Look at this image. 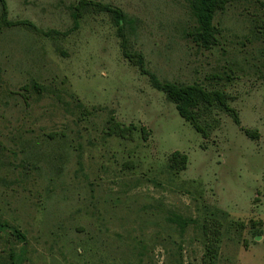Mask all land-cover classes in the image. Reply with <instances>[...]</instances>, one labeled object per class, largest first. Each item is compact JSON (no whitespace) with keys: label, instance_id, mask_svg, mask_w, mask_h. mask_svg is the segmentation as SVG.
I'll use <instances>...</instances> for the list:
<instances>
[{"label":"rangeland","instance_id":"374dc122","mask_svg":"<svg viewBox=\"0 0 264 264\" xmlns=\"http://www.w3.org/2000/svg\"><path fill=\"white\" fill-rule=\"evenodd\" d=\"M75 1L7 3L12 19L64 31ZM102 1L137 17L132 44L160 78L226 89L241 124L221 112L203 138L123 56L106 14L55 38L1 30L0 264H203L213 218L215 264H264V0L218 11L211 47L188 35L187 0ZM110 111L133 139L105 134ZM174 150L189 157L179 174Z\"/></svg>","mask_w":264,"mask_h":264},{"label":"trees","instance_id":"16d2710c","mask_svg":"<svg viewBox=\"0 0 264 264\" xmlns=\"http://www.w3.org/2000/svg\"><path fill=\"white\" fill-rule=\"evenodd\" d=\"M190 13L196 21V26L188 32L189 36L206 46L211 47L218 40V28L214 23L215 15L218 11H224L229 3L234 0H187ZM106 14L113 26L119 39L121 52L132 64H134L140 73L146 75L151 85L163 92L168 100L173 102L179 114L188 121L191 126L199 132L203 138H209L212 133L220 127L222 120L219 114L221 112L231 115L237 124H241L237 109L231 105L234 96L226 89L220 87H207L200 82H181L160 78L156 72L151 70L142 51L134 48L131 35L136 32L138 19L137 17L127 14L121 7L113 5L110 2L102 0H76L70 5V15L72 25L67 30L42 29L33 21L28 19H12L9 16V7L7 0H0V31L6 28L21 27L40 34L45 37L55 38L65 36L79 27L80 20L86 15ZM258 27L264 29V20L257 23ZM33 89L37 93L43 90L40 83L33 81L32 84L24 85L25 91ZM80 118L89 114L80 103ZM82 106V107H81ZM243 128V127H242ZM245 133L256 138V130L243 128ZM136 126L125 124L117 120L110 111L107 129L105 134L108 136L116 135L124 139H133ZM142 134L146 137L147 129L141 127ZM188 154L181 150L172 151L167 157L168 168L175 174H179L187 167ZM49 162V161H48ZM187 219L183 218L181 226L187 224ZM222 222L218 218L207 219L203 224L205 235L206 250L203 256V264H215L219 254ZM16 234L24 237L19 230ZM13 264V263H6Z\"/></svg>","mask_w":264,"mask_h":264}]
</instances>
